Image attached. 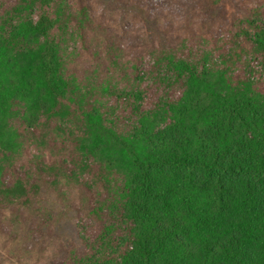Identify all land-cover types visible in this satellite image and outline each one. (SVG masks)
Returning <instances> with one entry per match:
<instances>
[{"label": "trees", "instance_id": "1", "mask_svg": "<svg viewBox=\"0 0 264 264\" xmlns=\"http://www.w3.org/2000/svg\"><path fill=\"white\" fill-rule=\"evenodd\" d=\"M68 3L19 0L0 15V150L17 151L42 119L70 118L86 135L83 157L105 153L122 178L117 196L86 208L80 245L52 264H264L261 8L233 22L222 48L249 49L229 58L242 78L220 60L165 55L99 105L66 74Z\"/></svg>", "mask_w": 264, "mask_h": 264}, {"label": "rangeland", "instance_id": "2", "mask_svg": "<svg viewBox=\"0 0 264 264\" xmlns=\"http://www.w3.org/2000/svg\"><path fill=\"white\" fill-rule=\"evenodd\" d=\"M67 1L74 21L62 38L66 74L93 91L91 101L99 105L107 87L131 89L140 72L147 77L154 63L164 66L165 55L210 65L220 60L242 78L229 58L248 56L249 49L222 48L233 22L253 9L264 13V0ZM18 2L0 0V15ZM82 130L70 118L42 119L34 136L21 135L17 151L0 150V264H52L80 245L78 222L86 208L117 196L121 175L107 167L105 153L83 157L88 143Z\"/></svg>", "mask_w": 264, "mask_h": 264}]
</instances>
